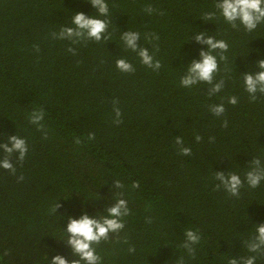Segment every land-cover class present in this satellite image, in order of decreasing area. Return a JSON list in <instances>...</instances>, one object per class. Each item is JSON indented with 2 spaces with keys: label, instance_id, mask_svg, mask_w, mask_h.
Listing matches in <instances>:
<instances>
[{
  "label": "trees",
  "instance_id": "obj_1",
  "mask_svg": "<svg viewBox=\"0 0 264 264\" xmlns=\"http://www.w3.org/2000/svg\"><path fill=\"white\" fill-rule=\"evenodd\" d=\"M106 2L109 14L99 18L109 21L111 39L72 44L51 33L72 26L75 12L97 15L88 0H0V144L17 135L28 146L22 164L18 154L11 157L15 175L0 168V264H50L57 254L71 259L61 241L67 217L103 214L114 202L116 180L124 185L117 191L130 215L119 240L110 234L94 246L101 264H180L181 258L183 264H228L252 255L255 264H264V256L243 244L255 224H264V181L255 189L245 182L236 198L216 190L214 179L222 171L243 180L253 157L264 161V97L250 102L240 76L255 72L256 61L264 59V24L246 32L219 14L204 22L203 13L216 11L215 0ZM124 31L140 33L137 43L161 62L158 71L125 48ZM199 31L229 45L215 77L224 79V88L213 96L207 84L180 85L187 64L206 48L194 39ZM150 33L159 39H145ZM120 58L135 72H120ZM230 96L237 105L228 104ZM113 100L122 114L119 125L113 123ZM220 103L226 111L216 117L209 106ZM39 109L43 131L28 120ZM90 133L95 139H88ZM176 136L191 156L178 154ZM4 155L0 150V159ZM135 181L140 186L133 189ZM187 229L201 236L195 258L181 247Z\"/></svg>",
  "mask_w": 264,
  "mask_h": 264
},
{
  "label": "clouds",
  "instance_id": "obj_2",
  "mask_svg": "<svg viewBox=\"0 0 264 264\" xmlns=\"http://www.w3.org/2000/svg\"><path fill=\"white\" fill-rule=\"evenodd\" d=\"M93 8L96 10L95 16L89 17L83 12H75L71 19L72 26H62L59 32H52L51 36L58 40H68L72 44H79L81 42L95 41L99 43L103 40H110L111 34L106 35L108 30L109 21L99 17H107L109 14V6L106 0H88ZM214 7L216 11L205 12L202 15V20L211 22L218 18L223 17L224 21L231 26L232 29L240 30L241 27L246 32L256 30L258 25L264 24V0H215ZM151 14L154 9L148 6L144 9ZM145 39L151 41L152 39L158 40L159 37L155 34H147ZM192 39V36H191ZM194 39L206 48L200 50L199 59H193L187 64L185 74L180 78V85L184 88H191L194 85L204 83L210 87L207 89L208 95L213 96L220 93L224 88V79L219 81L215 80L216 74L220 71L219 62H227L228 57L225 53L229 49L228 43L223 39H216L214 36L206 35V31L194 32ZM121 40L126 49L136 53L140 58V62L147 68L153 71H158L162 65L159 60H155L146 47H141L137 42L140 40V33L133 31H124L121 35ZM191 41V40H190ZM36 51H39L38 46H34ZM158 50L157 45H153ZM69 52L75 54L73 48L68 49ZM219 57V60L217 59ZM116 67L122 73H133L135 68L133 65L124 58L116 60ZM255 72L251 70L240 74L244 91L248 94L250 102L264 97V59H259L255 63ZM228 104L233 106L238 104L236 96H230L227 99ZM113 112L115 113L114 124L119 125L122 123L121 110L116 105L118 100H113ZM209 111L216 117L223 116L226 109L223 103L210 105ZM43 109L34 110L30 113L28 120L29 123L37 125L38 131L44 130V125L41 123L44 119ZM222 127L228 126V121L222 122ZM45 139L47 133H44ZM89 140L95 139V134L88 135ZM214 142V137L209 138ZM195 140L200 142L202 137L195 136ZM76 144H80L79 138L75 140ZM175 144L178 148V154L181 156H191L192 152L189 147L184 146V140L181 136H176ZM0 150L5 154L3 159H0V168L10 171L13 175L16 174V168L12 163L11 157L13 154H18L16 159L19 163H23L27 152L28 146L25 139L17 135L8 136L6 143L0 144ZM249 170L245 173L242 180L240 175L234 172L215 171L214 179L218 181L215 185L216 190H223L232 197L239 198L240 189L246 182L250 188H257L261 182L264 181V161L260 157H253L248 163ZM21 175L18 180H23ZM139 182L135 181L131 187L138 188ZM113 187L116 190L112 194L111 200L114 202L108 206L103 214H97L91 217L87 212H84L79 218L67 217L68 223L66 229H63L66 236L63 241L70 249L72 258L68 259L62 255H55L50 261V264H101V257L96 253L95 245H99L101 241H107L110 234L115 235L119 240V233L125 227L124 218L130 215V209L126 199L122 198L124 193L117 191L123 189L124 185L116 180L113 182ZM61 205L59 201L51 208V212H57ZM151 223V220H148ZM185 239L181 245L190 258H195V247L200 243L201 236L198 231L192 229L185 230ZM127 243V239L124 240ZM248 252L256 253L264 256V224H255V232L250 239L243 241ZM130 253L135 252L134 247H129ZM8 253L5 252L4 255ZM257 259L256 255L231 258L228 264H255ZM180 264H183L181 258Z\"/></svg>",
  "mask_w": 264,
  "mask_h": 264
}]
</instances>
